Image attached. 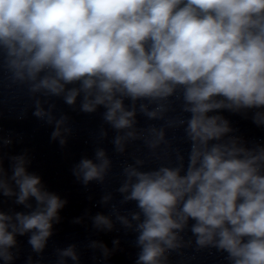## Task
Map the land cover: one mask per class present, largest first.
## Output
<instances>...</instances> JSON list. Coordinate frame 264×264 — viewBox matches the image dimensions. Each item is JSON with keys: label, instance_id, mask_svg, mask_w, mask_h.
Returning a JSON list of instances; mask_svg holds the SVG:
<instances>
[{"label": "clouds", "instance_id": "1", "mask_svg": "<svg viewBox=\"0 0 264 264\" xmlns=\"http://www.w3.org/2000/svg\"><path fill=\"white\" fill-rule=\"evenodd\" d=\"M0 70L10 86L26 89L33 116L54 125L51 139L61 147L72 129L67 115L54 114V97L69 106L79 97L87 114L103 107L117 154L137 140L147 148L144 159L122 165L115 190L119 205L135 208L113 203L111 215L93 217L97 229L111 231L114 216L136 234L135 264H169L171 253L192 245L186 230L197 251L226 253L228 264H264V144L249 146L219 114L251 112L264 128V0H0ZM138 114L163 123L138 128ZM180 128L187 165L176 150L175 164L146 169L149 159L169 156L165 130ZM106 136L101 125L99 138ZM11 143L0 136V148ZM8 159L10 176L0 158V195L30 211H0L3 264L15 258L17 235L30 234L32 251L42 253L67 203L28 171L27 151ZM112 165L98 147L72 173L84 186L104 184ZM113 199L108 192L102 202ZM119 244L113 240V250ZM87 247L110 255L103 243ZM56 256V264H79L75 245L57 248Z\"/></svg>", "mask_w": 264, "mask_h": 264}]
</instances>
